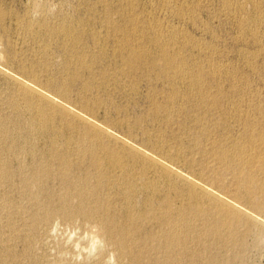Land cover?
Returning a JSON list of instances; mask_svg holds the SVG:
<instances>
[{
	"label": "rangeland",
	"instance_id": "1",
	"mask_svg": "<svg viewBox=\"0 0 264 264\" xmlns=\"http://www.w3.org/2000/svg\"><path fill=\"white\" fill-rule=\"evenodd\" d=\"M0 264H264V0H0Z\"/></svg>",
	"mask_w": 264,
	"mask_h": 264
},
{
	"label": "bare ground",
	"instance_id": "2",
	"mask_svg": "<svg viewBox=\"0 0 264 264\" xmlns=\"http://www.w3.org/2000/svg\"><path fill=\"white\" fill-rule=\"evenodd\" d=\"M39 9V8H38ZM43 18V17H42ZM60 28V27H59ZM58 29V28H57ZM65 29V28H64ZM63 29V30H64ZM56 30V29H55ZM67 33V32H66ZM164 54V53H163ZM144 55V54H143ZM162 55V54H161ZM146 57V56H145ZM163 58H164V56H162ZM147 58V57H146ZM149 58V57H148ZM174 58V57H173ZM169 59H171L170 57H169ZM169 59H167V57H166V60H168V61H170V63H171V60H169ZM164 60V59H163ZM152 61V60H151ZM153 61H154V59H153ZM173 62H174V59L172 60ZM154 63L156 64V62L154 61ZM175 64V63H174ZM170 65V64H169ZM171 67V66H170ZM169 67V68H170ZM175 67V66H174ZM180 70V69H179ZM181 71V70H180ZM197 80V79H196ZM194 81V80H193ZM40 115V114H39ZM41 116V115H40ZM46 117V116H45ZM40 119H41V117H40ZM99 131V130H98ZM98 133V132H97ZM101 139V138H100ZM96 145V144H95ZM106 145V144H105ZM105 149V148H104ZM106 150V149H105ZM248 150V149H247ZM93 151V150H92ZM238 151V150H237ZM96 152V151H95ZM243 152H245V151H243ZM92 153V152H91ZM247 153V152H246ZM246 153L244 154V155H246ZM252 153V152H251ZM97 154H98V152H97ZM227 154H228V152H227ZM226 154V155H227ZM91 155H93V154H91ZM95 155V154H94ZM93 155V156H94ZM116 155V154H115ZM244 155H243V157H244ZM251 155V154H250ZM255 155V154H254ZM110 156V155H109ZM239 156V155H238ZM252 157V156H251ZM97 158V157H96ZM110 158V157H109ZM112 158V157H111ZM228 158V157H227ZM259 158V157H258ZM240 159V158H239ZM260 159H261V157H260ZM112 160V159H111ZM227 160V159H226ZM246 160H248V158L246 159ZM258 160V159H257ZM257 160H256V162H257ZM94 161V160H93ZM101 161V160H100ZM109 161V160H108ZM117 161V160H116ZM254 161V160H253ZM97 162H99V161H97ZM101 163V162H100ZM117 163V162H116ZM123 163V162H122ZM241 164V163H240ZM246 164H247V162H246ZM116 165V164H115ZM249 166V165H248ZM247 166V167H248ZM246 167V166H245ZM102 168V167H101ZM153 184V183H152ZM252 184H254L253 182H252ZM154 185V184H153ZM249 185V184H248ZM252 188V187H251ZM255 188V187H254ZM149 213V212H148ZM49 214V213H48ZM204 216V215H203ZM190 221V220H189ZM228 225V224H227ZM231 225V224H230ZM229 227V226H228ZM231 228H233V227H231ZM213 234V233H212ZM214 235V234H213ZM169 248H171V247H169ZM121 249H122V247H121Z\"/></svg>",
	"mask_w": 264,
	"mask_h": 264
}]
</instances>
